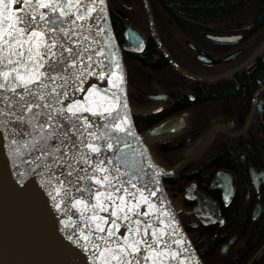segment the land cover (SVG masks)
Wrapping results in <instances>:
<instances>
[{"label": "flooded vegetation", "instance_id": "af4514ba", "mask_svg": "<svg viewBox=\"0 0 264 264\" xmlns=\"http://www.w3.org/2000/svg\"><path fill=\"white\" fill-rule=\"evenodd\" d=\"M105 7L135 131L166 123L145 149L174 169L162 183L191 244L211 263L264 264V0Z\"/></svg>", "mask_w": 264, "mask_h": 264}, {"label": "water", "instance_id": "95a60500", "mask_svg": "<svg viewBox=\"0 0 264 264\" xmlns=\"http://www.w3.org/2000/svg\"><path fill=\"white\" fill-rule=\"evenodd\" d=\"M4 4L8 5L9 17L12 12H16L17 15L23 14L12 0H3V3H0V19H3ZM24 7L25 5L21 2L19 8ZM101 7L104 9L103 12L94 14L100 17L94 22L95 42L90 36L84 45L89 48L83 58L84 63L78 64L77 68L71 70L73 75L68 96L61 97L63 103H57L55 107L60 108L67 104L84 102L85 97L90 96L93 90L99 93L94 99L102 102L103 108L112 106V116L107 122L97 116H92L91 113H80L81 116H89L90 120L94 122L91 131L96 132L97 136L102 135L103 139L92 141L89 138L88 142L101 147V152L88 153L86 148H82L77 159L81 155L88 154L93 158L94 164L99 163L97 158L111 161V163L106 162L103 165L109 169L107 173L97 172L96 175L114 177V188L119 187V180L131 177L132 182L136 183V188H132L130 184L124 185L135 194L131 203H136L142 191L148 197L152 207L149 208V205L145 203L139 204L137 211L141 215L129 213L133 217L132 223L125 222L123 214L119 219L111 215L116 204L119 203L118 199L116 204L110 200L102 201L109 209L107 212L100 211L99 208L92 211L91 206L97 204V192L106 194L108 191H114V188L109 189L106 184L97 185L91 179L76 180L75 175L72 178L73 183L65 185L57 194L56 189L61 186L55 179H50L52 173L49 167L51 165L55 169L56 176L60 175L61 169L52 165L55 156H42L39 151H34L32 148H21L17 151L11 137L20 129L13 128L11 124L7 123V115L0 117V264H104L103 258L99 257V251H102L104 247L115 249L116 244H123L124 236H131L127 229L137 227L134 223L136 220L141 222L140 232L136 233L137 239L151 240L153 239L152 232L162 231L164 233L162 239L165 243L158 247L165 249V245H170L171 251L178 253L179 259H184L185 264H202L171 208L162 186V176L172 173L174 169L165 170L157 166L158 169L155 172H150L147 167L144 155L145 143L156 139L166 127V123L155 125L142 138L136 133L125 99L119 52L109 26L105 3ZM39 11L45 10L40 9ZM9 22L11 23L12 19ZM100 28L105 31L99 33ZM2 31L3 27H0V33ZM2 44L3 41H0V46ZM98 52H102V54L95 55ZM4 54L0 53V56ZM89 55L93 57L92 61L87 59ZM10 58L16 59V57ZM169 62L171 63V61ZM68 63L71 64V60ZM117 64H119V68H117ZM10 68L11 66L5 68L0 64V72L9 71ZM59 83L61 82L57 81V84ZM113 83L119 84V87H113ZM6 94L11 95L10 92ZM101 98H103L102 101ZM103 108L100 111H103ZM124 120H127V123L123 125L125 130H116L115 125L121 124ZM106 123L107 127L105 128ZM25 139L29 138L25 137ZM109 144L112 145V148H108ZM79 166L86 169L91 168V165L83 161H80ZM112 169H118V171L113 172ZM80 175L91 176L92 172H81ZM61 178L63 179V177ZM89 186L90 191L88 190ZM65 190L69 191V195L65 196ZM151 192H155L156 195L151 196ZM115 195L119 197L124 195V192L121 191ZM197 195L198 199L206 202L203 194ZM184 197H187L185 193ZM128 199L126 197V201ZM77 200L84 201L89 207V211L82 210L83 204L76 205ZM144 212H148L150 215L147 217L142 215ZM194 215L200 219L199 214ZM92 216L104 217L107 222L99 219L96 222H91L87 218ZM111 220H117L120 225L113 238L116 240V244L104 246L99 238L107 236V231H97L95 223H100L101 227L107 230ZM148 225L151 227L145 234L144 229ZM84 236H88L89 239L85 241L82 238ZM181 240L182 244L176 243ZM94 245L102 247L97 250L93 247ZM142 251L145 256L149 254L146 250L142 249ZM112 264H116V262L112 261ZM145 264H150V262H145ZM162 264H179V260L173 261L165 257Z\"/></svg>", "mask_w": 264, "mask_h": 264}, {"label": "snow or ice", "instance_id": "6c2138e0", "mask_svg": "<svg viewBox=\"0 0 264 264\" xmlns=\"http://www.w3.org/2000/svg\"><path fill=\"white\" fill-rule=\"evenodd\" d=\"M12 2L23 14L17 15L16 12H12L9 17L8 5L4 4L3 19H0V27H3L0 33V41H3L0 53H5L0 56V64L5 68L11 66L9 71L0 72V81H2L0 82V117L7 115V123L13 128L20 129L12 135V143L17 151L21 148H32L34 151H39L42 156H55L52 165L61 169L60 175L56 176L55 169L51 165L49 167L52 173L50 179H55L61 186L56 189L57 194L65 185L73 183L74 175L76 180L91 179L97 185L106 184L109 189H113L114 177L96 175L97 172L107 173L109 169L103 165L111 161L97 158L99 163L94 164L93 158L88 154L81 155L77 159L82 148H86L88 153L101 152V147L88 142L89 138L92 141L103 139L102 135L97 136L96 132L91 131L94 122L89 116H81L80 113L88 112L107 122L112 116V106L103 108V103L94 99L99 93L93 90L90 96L85 97L84 102L55 107L57 103H63L61 97L68 96L73 75L71 70L77 68L78 64L84 63L83 58L89 51V48L84 45L89 37L92 36L95 42L94 22L100 17L94 14L103 12L101 5L105 3V0H47V2L45 0H12ZM21 2L25 5L24 8H19ZM0 3H3V0H0ZM40 9L45 11L41 12ZM10 19H12L11 23ZM98 31L103 33L105 30L100 28ZM101 54L102 52L95 53V55ZM10 57H16V59L13 60ZM87 59L92 61L93 57L89 55ZM69 60L71 64L68 63ZM57 81L61 83L57 84ZM113 87H119V84L113 83ZM8 92L11 95H7ZM101 108L103 111H100ZM69 113L71 115H68ZM126 123L127 120H124L121 124L115 125L116 130L124 131L123 125ZM104 127H107V123ZM108 148H112V145L109 144ZM37 159L39 160L40 157L38 156ZM80 161L88 163L91 168L80 167ZM87 171H91L92 175H80L81 172ZM112 171L116 172L118 169H112ZM118 183L119 187H115L114 191H108L106 194L98 191L97 204L92 205L91 210L95 211L99 208L100 211L107 212L109 209L102 201L110 200L116 204L118 199L119 203L116 204L111 215L119 219L123 214V220L132 223L133 217L129 213L141 215L137 211L139 204H148L149 208L152 205L142 191L136 203H131L135 194L124 187L125 184H130L132 188H136V183L132 182L131 177L119 180ZM88 190H91L90 186ZM121 191L124 195L116 197L115 194ZM64 194L69 195V191L65 190ZM150 195L155 196L156 193L151 192ZM126 197L129 198L127 201ZM82 204L84 205L82 210L89 211L84 201H76V205ZM57 207L59 208L60 205L58 204ZM142 215L147 217L150 214L144 212ZM87 219L91 222H96L98 219L107 222L104 217L92 216ZM134 223L137 227L127 229L131 236H124L123 244H116V240L113 239L120 228L117 220H111L107 230L101 227L100 223H95L97 231H107V236L99 238L103 245L116 244L115 249L104 247L102 251H99V257L103 258L104 264H112V261L116 264H145V262L162 264L165 257L173 261L179 260V264H185L184 259H179L178 253L171 251L170 245H165V249L158 247L165 243L162 239L164 235L162 231L152 232L151 240L137 239L136 233L140 232L141 222L136 220ZM150 227L151 225H148L144 229L145 234ZM82 238L85 241L89 239L88 236ZM182 242V240L176 241L177 244ZM93 247L99 250L102 246L94 245ZM142 249L149 254L143 255Z\"/></svg>", "mask_w": 264, "mask_h": 264}, {"label": "trees", "instance_id": "16d2710c", "mask_svg": "<svg viewBox=\"0 0 264 264\" xmlns=\"http://www.w3.org/2000/svg\"><path fill=\"white\" fill-rule=\"evenodd\" d=\"M134 124V123H133ZM179 221H180V219H179ZM180 223L182 224L183 223V226H184V230H185V232H187L188 233V231L186 230V225H185V222L183 221H180ZM188 236V235H187ZM193 243V245L195 246L194 248H195V250H196V252H197V254L200 256V259H201V261H202V264H220L219 262H214V263H211V262H209V260L206 258V256L204 255V252H203V250H201L197 245H196V243L195 242H192Z\"/></svg>", "mask_w": 264, "mask_h": 264}, {"label": "bare ground", "instance_id": "6f19581e", "mask_svg": "<svg viewBox=\"0 0 264 264\" xmlns=\"http://www.w3.org/2000/svg\"><path fill=\"white\" fill-rule=\"evenodd\" d=\"M144 155H145V159L147 162V167L149 169L150 172H155L158 167L157 165L154 163V161L150 158V156L147 154L146 151H144Z\"/></svg>", "mask_w": 264, "mask_h": 264}, {"label": "rangeland", "instance_id": "374dc122", "mask_svg": "<svg viewBox=\"0 0 264 264\" xmlns=\"http://www.w3.org/2000/svg\"><path fill=\"white\" fill-rule=\"evenodd\" d=\"M163 189H164V188H163ZM164 191H165V189H164ZM165 194H166V191H165ZM166 197H167V199H168V202H169L171 208L173 209V207H172V205H171V202L169 201V198H168L167 194H166ZM173 211H174V209H173Z\"/></svg>", "mask_w": 264, "mask_h": 264}]
</instances>
